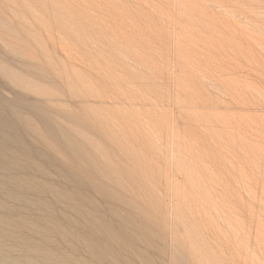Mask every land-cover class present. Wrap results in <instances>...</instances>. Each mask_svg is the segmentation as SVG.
I'll use <instances>...</instances> for the list:
<instances>
[{"label":"rangeland","instance_id":"rangeland-1","mask_svg":"<svg viewBox=\"0 0 264 264\" xmlns=\"http://www.w3.org/2000/svg\"><path fill=\"white\" fill-rule=\"evenodd\" d=\"M0 98V264H264V0H0Z\"/></svg>","mask_w":264,"mask_h":264},{"label":"bare ground","instance_id":"bare-ground-1","mask_svg":"<svg viewBox=\"0 0 264 264\" xmlns=\"http://www.w3.org/2000/svg\"><path fill=\"white\" fill-rule=\"evenodd\" d=\"M5 101H6L5 99L0 98V137H1L0 138V151L7 149L6 147L8 145V140H12L14 142L13 139L15 137H13L12 135H15V133L13 131H15V130L19 131L17 127H18V123L20 122V119L16 114H11L10 111L6 110L5 107H3V105H4L3 103ZM34 132H36V134L39 135L40 131L38 129H36ZM19 141H21V140H19ZM45 150H51V149L49 148V146H47ZM5 180L7 181V178L4 179V182H6ZM12 182H10V183H12Z\"/></svg>","mask_w":264,"mask_h":264}]
</instances>
